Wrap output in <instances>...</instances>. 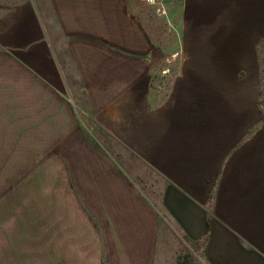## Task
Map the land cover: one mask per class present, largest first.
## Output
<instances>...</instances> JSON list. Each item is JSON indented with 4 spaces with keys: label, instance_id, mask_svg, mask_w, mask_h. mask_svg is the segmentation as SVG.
Masks as SVG:
<instances>
[{
    "label": "crops",
    "instance_id": "1",
    "mask_svg": "<svg viewBox=\"0 0 264 264\" xmlns=\"http://www.w3.org/2000/svg\"><path fill=\"white\" fill-rule=\"evenodd\" d=\"M0 141L36 263L264 264V0H0Z\"/></svg>",
    "mask_w": 264,
    "mask_h": 264
},
{
    "label": "rangeland",
    "instance_id": "2",
    "mask_svg": "<svg viewBox=\"0 0 264 264\" xmlns=\"http://www.w3.org/2000/svg\"><path fill=\"white\" fill-rule=\"evenodd\" d=\"M7 144L8 142L0 141V264H41L35 262L34 253L28 254L22 251V246L18 242L19 237L15 234L16 228L19 227L14 219V211L18 212L20 198L30 197L33 190L26 188L33 181L28 178L29 173L21 171L18 165L21 158H9L4 155L6 153L4 147ZM31 175L34 176V174ZM10 181H12V185L21 183V187L12 189Z\"/></svg>",
    "mask_w": 264,
    "mask_h": 264
},
{
    "label": "built area",
    "instance_id": "3",
    "mask_svg": "<svg viewBox=\"0 0 264 264\" xmlns=\"http://www.w3.org/2000/svg\"><path fill=\"white\" fill-rule=\"evenodd\" d=\"M150 6L157 7V12L163 14V4L168 0H141Z\"/></svg>",
    "mask_w": 264,
    "mask_h": 264
}]
</instances>
